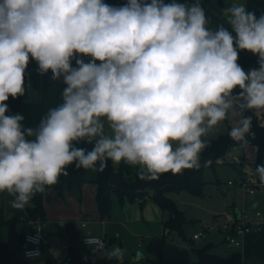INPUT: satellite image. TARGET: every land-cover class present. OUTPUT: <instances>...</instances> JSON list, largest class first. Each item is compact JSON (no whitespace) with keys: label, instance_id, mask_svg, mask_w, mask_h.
I'll return each instance as SVG.
<instances>
[{"label":"clouds","instance_id":"9594fccd","mask_svg":"<svg viewBox=\"0 0 264 264\" xmlns=\"http://www.w3.org/2000/svg\"><path fill=\"white\" fill-rule=\"evenodd\" d=\"M221 13L231 30L209 27L200 0H0V192L12 207L70 165L103 172L123 162L148 180L198 168L202 137L229 117V137L247 144L245 113L264 109V12L232 0ZM240 52L258 67L245 71ZM30 61L64 85L36 127L6 115L9 98L26 93ZM254 172L264 183V164ZM110 255L123 264V249Z\"/></svg>","mask_w":264,"mask_h":264},{"label":"rangeland","instance_id":"374dc122","mask_svg":"<svg viewBox=\"0 0 264 264\" xmlns=\"http://www.w3.org/2000/svg\"><path fill=\"white\" fill-rule=\"evenodd\" d=\"M218 1L220 9L230 6L229 3L232 2V0ZM237 1L246 3V0ZM165 2L167 3L169 0H165ZM179 2L193 3L194 0H179ZM200 2L210 21L209 27L213 29L217 27L214 20L216 17L222 21V24L227 25L224 15L211 4V0H200ZM222 17L223 20H221ZM251 68H244V70L247 71ZM235 91H238V89ZM233 126H235V120L229 117V119L215 126L202 139L207 141L216 139L220 135L228 133ZM244 151L243 148L232 150L226 155L227 163L219 159L212 165L202 169L205 186L201 195H195L188 190L163 191V197L173 203L174 209L182 214L184 220L180 228L172 229L163 248L161 258L157 253L151 251L148 246L155 237L165 233L166 230H164L163 224L173 216V212L169 208H162L153 198H149L143 207L136 201L129 200L128 197L121 200L119 195L113 192L111 194L110 217L102 219L97 208L95 184L88 181L79 187L75 183L64 182L60 177L57 184L47 187L44 195L43 206L46 226L49 230L58 223H64V225L74 224L76 228L79 227V238L74 245L80 252L82 259L87 262L120 264L117 259L110 255L115 247H119L124 250L123 264H197L195 262L198 257L193 251V247H202L209 242L219 246L223 244L224 237L219 231H211L206 238L194 242V234L202 231L206 225L216 226L220 224L229 210H232L235 206L242 208L251 197H256L258 200L264 199V192H258L255 195H244L243 189L238 184L241 174L252 179L259 178L258 174L254 172V167L252 169L247 166L248 171L244 170L243 167H238L241 173L233 170V165L230 163L231 158L234 155L243 157ZM250 151V147L246 148L245 153L249 157ZM122 163L114 164V166L120 169ZM251 163L253 165V162ZM130 168L132 173L125 176L131 179L134 176L133 173L138 169L136 167ZM93 175L94 171L90 170L88 178L91 179ZM230 182L233 184H230ZM60 190H62L63 196L59 193ZM153 194L155 195L154 192ZM13 198L6 191L0 192V222L15 218L16 209L11 204ZM31 201L32 199L29 204ZM29 204L25 206V209H28ZM256 209L264 211L261 206ZM18 217H20L18 229L21 230L23 222L21 215H18ZM82 223H86V227L82 228ZM7 233L8 229L5 227L3 235L6 236ZM90 234L106 240V248L101 255H97L90 247L83 245V238ZM51 241V249L55 257L61 258L63 253L67 251V247L57 240ZM55 243L56 245H54ZM225 249L228 248L225 246L220 250L211 251H218L223 254ZM137 251L143 253L144 258L140 262L135 260ZM227 251V253H231L230 249ZM40 260L42 259L28 261L29 264H38Z\"/></svg>","mask_w":264,"mask_h":264},{"label":"trees","instance_id":"16d2710c","mask_svg":"<svg viewBox=\"0 0 264 264\" xmlns=\"http://www.w3.org/2000/svg\"><path fill=\"white\" fill-rule=\"evenodd\" d=\"M105 3L110 5H123L127 0H104ZM191 4V3H189ZM246 7L250 11H255L257 16L261 12H264V0H246ZM74 63V62H73ZM238 63L243 68H256L258 67L257 57L248 52H240ZM36 64L34 61H30L28 67V76L26 77V93L23 97L12 99L9 98L8 103L10 112L6 115L15 113H21L24 115L23 121L26 127H36L39 124L41 117L51 107H55L61 103V91L64 87L60 81H53L50 79L51 72L47 75H39L36 71ZM239 91V90H238ZM252 118V127L249 133L246 135L248 143L233 141L228 133L220 135L216 139L209 140V146L205 148L200 155V163L205 161L209 156H214V159L210 165L219 159L226 158V155L235 148H251L250 157L246 154L247 166L255 168L257 165L264 164V109L248 111L245 113ZM78 146L91 148V145L81 142ZM253 153V154H252ZM253 160V165L251 161ZM227 163V160L225 161ZM68 175L61 176V179L66 183H75L79 187L88 181L96 185V203L99 215L102 219L110 217L111 212V194L117 193L121 200L124 197H128L131 201H141V205L144 204L146 197L149 196L150 190L143 191H127L119 189L110 183L111 177L114 173L122 171L124 179L128 182H136L142 179L136 171L134 176L130 179L125 175L131 174L130 166L122 163L120 169L116 171L113 163L108 162L107 167L103 172H94V175L88 178V172L90 170L76 169L74 165L68 166ZM188 169L183 171V174ZM183 174H180L183 175ZM171 176L172 178L178 175H172L171 173L163 174V177ZM146 180V179H142ZM205 181L202 176V170L196 171L187 182L183 184L166 185L162 188L163 191H182L188 190L195 195H201L204 191ZM46 192V191H45ZM43 193H37L33 196L31 204L34 207H28L29 214L34 218H41L45 221V212L43 206L44 195ZM152 198L157 201L162 208H169L173 212V216L164 222L165 233L154 238L149 244V249L157 253L160 258L162 256L163 248L167 242L169 234L172 229L180 228L183 222V216L181 213L174 209V205L168 199L163 197L164 201L168 203L160 202L156 195H152ZM20 212L15 218L10 220H4L0 222V264H29V261L24 256L26 248L25 235L29 229L28 224L25 223L23 229H18V223L20 221ZM7 227L8 233L3 235V229ZM59 237L67 247L68 255L70 257L69 264H103L100 262H87L81 257L80 252L76 249L74 243L79 238V232L74 224H66L64 226H57ZM193 251L198 257L199 264H245L240 253H234L230 257H221L209 252L210 247L205 246L203 248L193 247ZM43 264H58L56 260H47Z\"/></svg>","mask_w":264,"mask_h":264},{"label":"built area","instance_id":"2783aa9c","mask_svg":"<svg viewBox=\"0 0 264 264\" xmlns=\"http://www.w3.org/2000/svg\"><path fill=\"white\" fill-rule=\"evenodd\" d=\"M243 149L246 148L243 147ZM230 163L233 166L243 167L244 170H247V160L245 155L244 157L234 155L231 158ZM230 184L233 183L230 182ZM238 184L243 189L244 194L255 195L258 192H264V183H261L259 178L252 179L248 176H245L244 174H241ZM18 210L20 212L21 219L29 226V229L25 235L26 248L24 251V256L27 260L38 259L43 255V247L45 244L44 221L39 217H32L29 214L28 209L23 208ZM85 225L86 223H82L83 227ZM263 227V210L255 211L253 216L246 211H243L239 214L226 213L224 220L220 224L216 226L206 225L202 231L194 234L193 240H201L211 231H221L225 234V241L229 248L243 249L246 237L250 234L261 233ZM82 242L86 246L94 247L95 253L97 255H101V253L104 252L106 248V240L94 235H88L84 237ZM32 253L36 254L31 255ZM56 261L58 264H69L70 257L67 254L65 259H57Z\"/></svg>","mask_w":264,"mask_h":264},{"label":"crops","instance_id":"0c3cea01","mask_svg":"<svg viewBox=\"0 0 264 264\" xmlns=\"http://www.w3.org/2000/svg\"><path fill=\"white\" fill-rule=\"evenodd\" d=\"M237 2L239 3V1H237ZM218 4H219V1H218ZM224 19H225V22H226V17ZM214 20H215V23L217 25L222 24L221 23L222 21H220L217 17ZM221 20H223V17L221 18ZM223 25L224 26H228L226 28H229V30H231L230 29V25H228V24L227 25L223 24ZM233 35H235V34L233 33ZM243 151H244V149H243ZM245 152H246V149H245V151L243 153V157H244V155L246 157V153ZM251 162H253V160ZM118 170L119 169L116 168V171H118ZM177 175L180 176V174H177ZM159 177H163V174H161ZM152 194H153V192L151 191L150 194H149V196L146 197V200H145V202H144L143 205H141V201L140 200H137L136 202L139 203L141 206L144 207L145 204L147 203L148 199L149 198H152ZM244 195H248V194H244ZM95 196H96V185H95ZM263 200L264 199L258 200L256 197L255 198L251 197L250 199H248V203L246 205H244L242 208H238L237 206H235V207H233L232 210H229L227 213L239 214V213H241L243 211H246V212H249L253 216V214H254L255 211L262 210V209H256L258 206H261V207L264 208V206L262 204ZM161 216H162V214H161ZM7 220H10V219H7ZM24 225H25V223L23 222L21 230L23 229ZM57 226H64V223H62V224L61 223H58L55 227H52L51 230H49L47 228V226H46V221H44V238H45V244H44V247H43V255L40 257L42 260L38 261V264H43L45 261L50 260V259H52V260H57V259L58 260H63V259L66 258L67 254H68V251H65L63 253V256L61 258H56L53 250L51 249V245H52V241L51 240H54V241L57 240L62 245L64 244V242L62 241V239L58 235ZM81 227L84 228V227H86V225L84 227L83 226H81ZM163 228H164V224H163ZM77 230L79 232V227L77 228ZM219 233L224 237V240L222 241V243H223L222 245L220 244L219 246H215L217 244L212 243V242H209V243H207L206 245H204L202 247H197L196 246V248H203L205 246H209L210 247V249H209V252L210 253L216 254L218 256L225 257V258L226 257H230L234 253H240V255L242 256V258H243V260L245 262V264H247L248 259H250L251 257H256L259 260H264V227H263L261 233H259V234H250V235H248L246 237V240H245V244H244L243 249H232V248H229L227 246V244H226V241H225V234L223 232H221V231H219ZM90 235H92V234H90ZM158 237H160V236H158ZM206 237H207V235L204 238H206ZM54 245H56V243ZM224 245L228 249L231 250V253H227L228 252L227 251L228 249H225L223 254L222 253H219L218 251H214V252L211 251V250H220V249H222V247H225ZM84 246H86V245H84ZM88 247H90L95 252V248L94 247H92V246H88ZM48 255H49V257H47ZM195 263L199 264L198 263V259H197V261Z\"/></svg>","mask_w":264,"mask_h":264},{"label":"water","instance_id":"95a60500","mask_svg":"<svg viewBox=\"0 0 264 264\" xmlns=\"http://www.w3.org/2000/svg\"><path fill=\"white\" fill-rule=\"evenodd\" d=\"M211 4L216 9L221 11L220 6L218 4V0H211ZM213 159L214 156H209L205 161L200 163V166L198 168L188 169L183 175L174 178H172L171 176H167V177H159L158 179L155 180L139 179L136 182H128L124 179L122 175V171H118L112 175L110 183L119 189L132 191V192L143 191V190L153 191L160 202L168 203L164 201L162 196V188L164 186L173 185V184H183L187 182L192 174H194L198 170H202L208 167L212 163ZM222 160L223 162H225L226 158H223ZM233 170L240 173V170L237 166H233ZM59 193L63 195L62 190H60ZM262 204L264 206V200ZM29 206L34 207V205L31 203L29 204ZM16 213H19L18 209H16ZM247 264H264V260H259L256 257H251L250 259H248Z\"/></svg>","mask_w":264,"mask_h":264}]
</instances>
